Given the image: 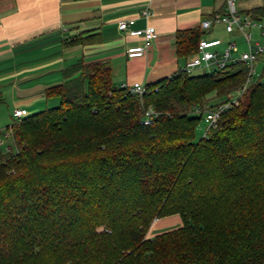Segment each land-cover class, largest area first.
Returning a JSON list of instances; mask_svg holds the SVG:
<instances>
[{
  "label": "trees",
  "instance_id": "16d2710c",
  "mask_svg": "<svg viewBox=\"0 0 264 264\" xmlns=\"http://www.w3.org/2000/svg\"><path fill=\"white\" fill-rule=\"evenodd\" d=\"M201 33L177 31V57H193ZM64 76L45 91L58 106L6 126L16 153L0 148V264H264V67L199 141L192 109L236 92L243 65L175 73L143 98L113 87L107 62ZM149 106L159 116L141 126ZM173 215L180 228L146 238Z\"/></svg>",
  "mask_w": 264,
  "mask_h": 264
},
{
  "label": "crops",
  "instance_id": "0c3cea01",
  "mask_svg": "<svg viewBox=\"0 0 264 264\" xmlns=\"http://www.w3.org/2000/svg\"><path fill=\"white\" fill-rule=\"evenodd\" d=\"M236 8L264 25V16L255 18L254 13L264 9V0H238ZM225 14L226 0H0V122L16 109L32 115L58 106L59 99L46 98L45 91L61 85L65 71L77 64L107 62L115 88L169 78L195 56L177 57L176 32L200 29L204 20ZM126 19L135 20V29L156 30V39L141 57L126 56L128 48L142 44L118 30V22ZM201 32L199 40H220V49L242 42L222 24ZM76 38L85 42L66 45ZM165 218L151 224L147 239L182 226L178 215Z\"/></svg>",
  "mask_w": 264,
  "mask_h": 264
},
{
  "label": "built area",
  "instance_id": "2783aa9c",
  "mask_svg": "<svg viewBox=\"0 0 264 264\" xmlns=\"http://www.w3.org/2000/svg\"><path fill=\"white\" fill-rule=\"evenodd\" d=\"M238 0H226V14L222 16H214L212 19L204 20L200 29L207 31L213 24L224 25V30L227 34L238 33L242 37V42L246 49L241 54L236 56L240 51L235 42L228 43L224 48L220 49V40H199L197 52L183 68L177 73L192 74L195 69L208 70L210 73L221 71L229 66L243 65L246 69V78L244 84L225 101L215 106L194 107L191 111L193 117L203 120L206 129L202 138H205L209 131L216 127V124L221 116L227 113L232 108L238 107L243 95L254 85L253 76L255 74V66L259 58L264 55V25L260 21L253 20L250 16L240 15L236 8ZM144 18H147L148 12L142 13ZM135 20L126 19L120 20L117 28L120 32L126 33L130 38H137L142 41L140 46H134L126 50L128 58H137L143 56L151 43L156 39L157 33L154 27L146 26L144 29L134 28ZM253 30L257 32V37L254 38ZM213 70V71H211ZM126 93L130 96L143 98L146 94L153 91L157 93L159 88H147L139 83H134L130 86L123 85ZM29 116L24 109H16L12 112L11 118L13 122ZM159 116L151 106L143 109V113L139 120V125L150 126ZM12 122V123H13ZM11 139L10 131L7 129L0 130V148L4 147V140ZM5 152H9L11 148L5 147ZM156 219L153 221L155 222Z\"/></svg>",
  "mask_w": 264,
  "mask_h": 264
},
{
  "label": "rangeland",
  "instance_id": "374dc122",
  "mask_svg": "<svg viewBox=\"0 0 264 264\" xmlns=\"http://www.w3.org/2000/svg\"><path fill=\"white\" fill-rule=\"evenodd\" d=\"M255 38V37H254ZM238 48H239V52L236 56L239 57V55L241 54L242 51H244L246 49V47L244 46V44L242 42H239L238 43ZM263 67H264V60L261 59L258 61V63L256 64L255 66V74L253 76V80L254 82H258L260 79H261V73H262V70H263ZM213 71V70H211ZM204 73H210L208 70H202V69H195L192 71V76H197V75H201V74H204ZM208 100H209V105L208 106H215V105H218L221 103V101H219L218 99L210 96L208 97ZM13 120L12 118L8 117L7 120H4L3 122H0V130H5L6 129V126L12 124ZM205 129H206V125L204 124L203 120L199 121L196 128H195V133H194V139L195 141H199L203 135H204V132H205ZM5 147H8V148H11L12 149V153H16V149L12 143V141L10 139H6L4 140V147L2 148L3 151H5ZM168 218V217H167ZM163 219H166V218H163ZM158 224H161L158 223Z\"/></svg>",
  "mask_w": 264,
  "mask_h": 264
}]
</instances>
